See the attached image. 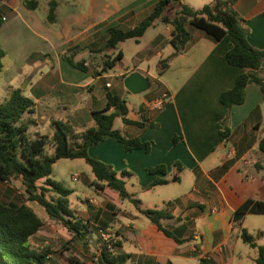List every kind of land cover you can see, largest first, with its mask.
I'll use <instances>...</instances> for the list:
<instances>
[{"label":"crops","instance_id":"1","mask_svg":"<svg viewBox=\"0 0 264 264\" xmlns=\"http://www.w3.org/2000/svg\"><path fill=\"white\" fill-rule=\"evenodd\" d=\"M24 1L0 0V8L5 9L0 48L5 51V58L9 55L13 59L12 65L27 62L34 54L39 63L49 65L41 78L32 84L30 76L27 84V97L34 103L31 122L38 125L36 116L43 123H53L55 119L49 114L56 107L61 115L58 121L76 126L80 130L77 132L82 133L95 126L92 111L103 109L107 96L114 95L126 101L127 118L143 125H128L120 118L123 126L114 129L125 138L148 143L149 152H127L111 138L89 148L93 159L113 168L141 210L171 213L172 218L160 223L183 241L178 244L167 237L132 201L108 196L109 189L102 194L90 190L87 203L97 198L100 203L106 202L108 208L104 212L114 210L116 239L121 240L120 251L131 256V264H175L177 258L194 257L193 251L202 257H194L199 263L206 260L226 264L227 257H234L242 229L257 230L256 236H264L262 227L248 220L251 215L264 214H247L242 220L233 221L235 211L247 199L264 201V171L258 173L254 169L260 159L258 146L264 138V95L259 85L251 83L242 104L228 112L222 105L221 95L231 90L244 73L226 60L232 48L229 37L216 41L190 26L191 41L184 50L176 52L170 44L172 26L157 21L150 29H158V33L148 46L141 44L150 29L138 41L127 40L116 49H109L111 59L121 52L122 61L96 74L87 59V71H81L73 68L66 56L73 55L77 62L91 50H103L101 54L105 55L108 29H134L154 11L159 0H55L53 23L47 20L50 0H38L36 10L27 9ZM180 1L193 10L215 2ZM232 8L242 20L250 45L264 50V0H238ZM130 41L139 47L131 59L133 66L127 68L123 46ZM164 61L167 68L160 74ZM119 65L122 67L116 71ZM133 72L147 77L152 85H159L158 91L154 89L139 98L137 108L131 107L124 97V79ZM259 75L264 80V61ZM163 92L169 93V101L161 110L152 108V102ZM219 124L230 132L225 140ZM231 152L235 155L230 157ZM158 166H164L166 173H149ZM123 172L130 175L122 177ZM155 178L167 183L152 187ZM194 239L196 246L191 243ZM122 240L134 251H123Z\"/></svg>","mask_w":264,"mask_h":264},{"label":"trees","instance_id":"2","mask_svg":"<svg viewBox=\"0 0 264 264\" xmlns=\"http://www.w3.org/2000/svg\"><path fill=\"white\" fill-rule=\"evenodd\" d=\"M238 0H215L210 5H205L200 10H193L180 0H159L154 11L134 29L122 31L117 28H109V38L106 50L116 49L117 46L127 40L138 41L157 21L171 25L170 44L176 52L184 50L191 41L188 27L202 30L216 41L229 37L232 48L228 51L226 60L229 65L241 68L244 73L236 79L233 88L224 92L220 101L228 112L233 106L240 105L245 100L246 87L254 83L260 86L264 95V80L259 71L264 61V50L253 48L242 26V20L233 10V5ZM24 5L29 10L38 8V0H25ZM178 8L173 11V8ZM47 20L55 21L57 3L50 0ZM5 9L0 8V28L3 24ZM103 50L94 51L102 53ZM74 56H66L67 62L81 71H87L84 60L74 62ZM5 51L0 48V73L3 69ZM122 61V53L119 52L113 59L106 62L103 70L113 68ZM160 74L167 68L166 62L161 63ZM24 91L18 88L10 97L0 105V181L9 182L12 179L21 180L28 200L40 205L48 217L57 221L75 239L83 240V227L85 225L75 217L71 208L69 197L72 191L64 188L60 183L51 178L53 166L62 159H83L91 167L95 179L89 184V189L96 194H102L106 189L115 192L121 200L132 201L136 208L158 227L167 237L178 239L171 231L164 228L160 221L172 218V214L162 210H141L138 202L133 201L128 194L125 184L117 176L113 168L89 155V148L111 138L124 146L127 152L144 149L150 151V145L139 138H125L114 129V122L121 118L125 124L143 126L127 118L128 109L126 101L118 96L108 95V102L101 110L92 111V119L95 126L71 139L69 128L64 122L54 121V134L52 137L53 153H47L49 139L46 136H38L34 139L27 136L28 125L23 122L25 114L34 113L32 99L26 97ZM112 109V110H111ZM226 121V120H225ZM222 140L229 135L226 126L218 125ZM262 163L254 165L256 172L264 171V138L258 146ZM149 173H166L164 166H158L149 170ZM130 175L122 173V177ZM264 179V176H263ZM167 181L155 178L151 186L163 185ZM52 194V195H51ZM247 214H264V201L247 199L235 211L233 221L238 222ZM43 221L36 215L32 208L26 204L17 202L3 203L0 200V264H47L48 252L37 253L31 246V240L43 228ZM240 239L251 248L257 249L256 264H264V245H258L255 238L246 229L240 232ZM110 247L120 248V243H111ZM100 259V264H126L131 256L129 254L111 253L106 245ZM71 262V261H70ZM201 260L200 264H208ZM211 264H214L211 262Z\"/></svg>","mask_w":264,"mask_h":264},{"label":"rangeland","instance_id":"3","mask_svg":"<svg viewBox=\"0 0 264 264\" xmlns=\"http://www.w3.org/2000/svg\"><path fill=\"white\" fill-rule=\"evenodd\" d=\"M177 8L178 7L175 6L173 8V11ZM39 14L42 15V12L39 11ZM160 26L161 28L164 27L163 25ZM156 33H158V29H150L146 33V36L144 37L141 45L148 46ZM138 47L139 45H136L134 41H130L123 46V49L126 53V61L124 64L125 67L128 68L133 66L131 59L132 57H134V54H136ZM25 51V53H28L27 50ZM94 51L97 50H91L90 54H88L84 58V61H86L87 59L89 61L90 69H92L96 74H101L104 66H106V62L111 60V55H109V49L106 50L105 55H102L101 53H94ZM83 57L84 56H82V58ZM40 58L43 59V56H41ZM80 58L81 57H78V59ZM77 62H79V60ZM2 63L3 69L0 73V105L6 102V100L15 90L24 85L27 80L30 79V76L33 77V84L38 78H41V75H44V73L49 70V65L38 62L36 54H34L33 57H29L27 62L19 65H12L13 59L9 55L3 59ZM121 67L122 66L119 65L115 70L118 71L121 69ZM14 69L16 70L14 71ZM150 69H152V66ZM157 86H159L158 83L154 82L152 88L147 92L139 95H134L127 91L124 92V97L127 102H129L131 107L137 108L139 105V98L146 96L154 89L158 91L159 88ZM23 91V94L26 97L30 94L28 86H26ZM53 104H55V101H53ZM58 114H60L59 111H57L56 107H54L49 115H51L50 117H53L57 122L59 117H61V115L58 116ZM32 117L33 116L31 114H25L23 116V122L28 125V131L26 133L27 136L32 139L38 136H46L50 140L46 151L47 153L52 154V137L54 132V124L52 122L50 124L47 122L43 123L41 121V118L34 116L35 122H37L38 124L34 125L31 122L33 120ZM63 122L69 128L68 131L71 135V139L74 140L75 136L79 134V132L77 131L80 130H78L76 126L73 127L69 123L65 121ZM122 124L123 123L121 119L117 118L114 126L115 129H120L123 126ZM262 161L263 160L260 156V159L257 160L256 163H262ZM74 175H78L79 180L74 181ZM51 178L54 181L60 183L64 188L72 191V194L69 197L72 203L71 208L74 212L75 217L85 225L82 232L85 240L75 239L73 235L69 233L68 230L65 229L61 224L50 219L40 205H38L36 202L29 201L21 180L12 179L9 182L0 181V200L3 203L8 204L10 202H17L19 204H26L33 209L36 215L44 223L41 231L31 240V246L34 251H36L37 253L45 251L48 252L47 264H100V259L102 258V253L104 252L103 250L106 245L110 248L111 253H116L117 250L122 253V251H120V248L116 249L110 247L111 243H121V240H117L115 235V225H117V222L115 220V216L113 215L114 210L108 209L109 213L108 210L104 212V210L108 208H106V202L100 203L97 198L96 199L98 203H96L95 198L91 199L90 202L92 203H87L85 201L86 197H89L88 194H91L88 186L95 179L91 167L86 163V161L83 159L59 160L53 166ZM127 189L128 191H130L131 187ZM108 194V196L111 197H113L114 195L118 196L115 192L113 194V191H108ZM262 218H264V216L262 215H251L248 217V220H252L255 225H257L258 223V225L262 227L261 229L264 231V219ZM145 220L146 222H149L147 219ZM101 222H105L106 225L101 227ZM140 227L143 226L140 225ZM248 231L254 236L255 241L258 243V245H264V236H256L257 230ZM103 232L109 235V238L107 240L102 237ZM191 243L193 246H196L195 239L192 240ZM122 245L123 247L125 246L124 248H122L123 251H134V248L123 240ZM191 255L197 258H202L199 257L196 251H193ZM194 257L177 258L175 259V264H200L199 261H197V259H195ZM257 257V249L251 248L239 238L237 240L234 257L232 259H229L227 257L226 264H256L255 260ZM131 261L132 260H129L126 264H131Z\"/></svg>","mask_w":264,"mask_h":264},{"label":"water","instance_id":"4","mask_svg":"<svg viewBox=\"0 0 264 264\" xmlns=\"http://www.w3.org/2000/svg\"><path fill=\"white\" fill-rule=\"evenodd\" d=\"M29 80L20 87L24 90ZM124 86L126 90L134 95H139L147 92L152 88V82L139 72H133L124 79Z\"/></svg>","mask_w":264,"mask_h":264},{"label":"built area","instance_id":"5","mask_svg":"<svg viewBox=\"0 0 264 264\" xmlns=\"http://www.w3.org/2000/svg\"><path fill=\"white\" fill-rule=\"evenodd\" d=\"M169 98H170L169 93L168 92H163L157 99H155L152 102L151 107L154 108V109H156V110H161V109H163V107L165 106V104L169 101ZM234 155H235V152H231L229 156L231 157V156H234ZM78 178L79 177L77 175H74L73 176L74 181H77ZM102 237L105 240H107L109 238V235L103 232L102 233Z\"/></svg>","mask_w":264,"mask_h":264}]
</instances>
